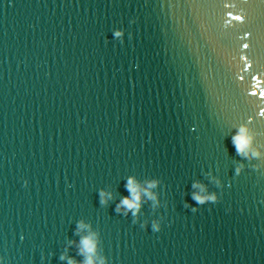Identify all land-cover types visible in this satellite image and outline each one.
<instances>
[{
  "label": "water",
  "instance_id": "water-1",
  "mask_svg": "<svg viewBox=\"0 0 264 264\" xmlns=\"http://www.w3.org/2000/svg\"><path fill=\"white\" fill-rule=\"evenodd\" d=\"M89 236L93 264H264V0H0V264Z\"/></svg>",
  "mask_w": 264,
  "mask_h": 264
},
{
  "label": "clouds",
  "instance_id": "clouds-1",
  "mask_svg": "<svg viewBox=\"0 0 264 264\" xmlns=\"http://www.w3.org/2000/svg\"><path fill=\"white\" fill-rule=\"evenodd\" d=\"M116 35L119 37L123 35L122 32H117ZM233 143L236 146L238 152L243 154L248 147L251 145V137L247 134V130L244 128H241L239 133L233 137ZM155 186V182H153L152 185ZM196 187H199V185H195ZM128 189L132 193L131 198H124L121 201V204L118 207H126L129 210H135V212H139L141 207V192L138 188V185L135 181V179H129L127 184ZM102 196H107L106 193H101ZM148 195L151 197V193H148ZM194 199L198 201L199 203L203 204L206 200H215L216 197L214 195L212 196H203L200 194H196L194 196ZM83 227V225H81ZM156 229H159V225H155ZM81 251L82 253L87 254V259L85 260L84 264H93L92 255L95 253L96 250V242L92 236L85 237L81 240ZM70 264H76L75 261H70Z\"/></svg>",
  "mask_w": 264,
  "mask_h": 264
}]
</instances>
